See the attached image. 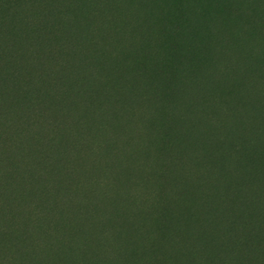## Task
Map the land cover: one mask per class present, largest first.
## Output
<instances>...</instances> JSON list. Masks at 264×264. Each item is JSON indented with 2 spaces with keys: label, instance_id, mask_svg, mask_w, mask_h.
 <instances>
[{
  "label": "trees",
  "instance_id": "1",
  "mask_svg": "<svg viewBox=\"0 0 264 264\" xmlns=\"http://www.w3.org/2000/svg\"><path fill=\"white\" fill-rule=\"evenodd\" d=\"M0 264H264V0H0Z\"/></svg>",
  "mask_w": 264,
  "mask_h": 264
},
{
  "label": "rangeland",
  "instance_id": "2",
  "mask_svg": "<svg viewBox=\"0 0 264 264\" xmlns=\"http://www.w3.org/2000/svg\"><path fill=\"white\" fill-rule=\"evenodd\" d=\"M197 48L202 49V48L199 47L198 45L193 46L192 44H189V46H188V50H187L186 53L192 52L193 49H197ZM198 51H199V50H197L196 52H194V55H192V56L190 57L191 62H195V61L198 60L199 58H202V59H203V58H205V57L207 56V53L204 52L203 56L201 57L200 55H198ZM187 63L189 64V61H187ZM203 67H204V66H203ZM200 71H201V70L199 69L198 73H200ZM196 76H197V75H196Z\"/></svg>",
  "mask_w": 264,
  "mask_h": 264
}]
</instances>
